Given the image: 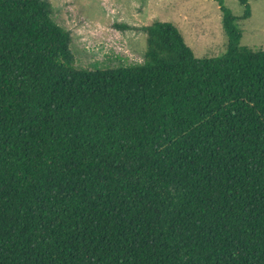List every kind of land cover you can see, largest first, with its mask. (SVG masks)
I'll return each mask as SVG.
<instances>
[{
  "label": "trees",
  "instance_id": "trees-1",
  "mask_svg": "<svg viewBox=\"0 0 264 264\" xmlns=\"http://www.w3.org/2000/svg\"><path fill=\"white\" fill-rule=\"evenodd\" d=\"M213 1L222 56L155 21L84 70L50 2L0 0V264H264V49Z\"/></svg>",
  "mask_w": 264,
  "mask_h": 264
},
{
  "label": "rangeland",
  "instance_id": "rangeland-1",
  "mask_svg": "<svg viewBox=\"0 0 264 264\" xmlns=\"http://www.w3.org/2000/svg\"><path fill=\"white\" fill-rule=\"evenodd\" d=\"M53 21L71 33V51L77 69L127 67L144 61L147 35L144 27L170 22L181 31L199 59L222 56L227 47L222 12L213 0H46ZM252 15L237 23L241 45L264 49V0H249ZM241 18L237 0H225ZM125 26L126 28H123Z\"/></svg>",
  "mask_w": 264,
  "mask_h": 264
}]
</instances>
